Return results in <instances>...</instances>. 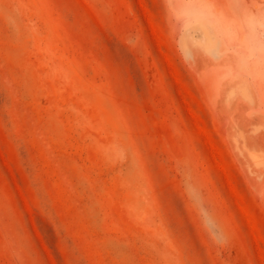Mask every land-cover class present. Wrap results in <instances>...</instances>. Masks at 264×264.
<instances>
[{
	"label": "rangeland",
	"instance_id": "rangeland-1",
	"mask_svg": "<svg viewBox=\"0 0 264 264\" xmlns=\"http://www.w3.org/2000/svg\"><path fill=\"white\" fill-rule=\"evenodd\" d=\"M0 264H264V0H0Z\"/></svg>",
	"mask_w": 264,
	"mask_h": 264
}]
</instances>
